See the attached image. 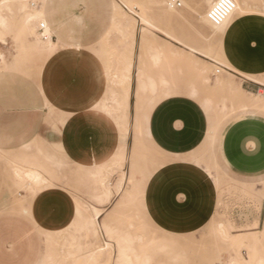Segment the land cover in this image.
Instances as JSON below:
<instances>
[{"label": "crops", "instance_id": "1", "mask_svg": "<svg viewBox=\"0 0 264 264\" xmlns=\"http://www.w3.org/2000/svg\"><path fill=\"white\" fill-rule=\"evenodd\" d=\"M47 2V15L56 22V33L62 42L67 45L77 43L82 51H87V56L68 47L59 50V58L48 71L46 67L44 69L39 101L31 99L30 105L26 101L25 107L15 108V115L22 114L23 119L12 118L11 108L0 113V148L16 153L22 150L20 145L31 141L42 152L38 153L39 166L27 167L37 168L46 178L38 184H52L43 188L33 187L29 182L16 194L0 161V264L37 263L44 247V231L58 227L64 211L72 214V197L64 192L58 181V178L64 181V161L75 167V217L81 198L79 190L86 189L95 199L96 176L89 172L102 164H110L117 155L121 128L125 130L124 165H109V169L119 171L122 167L125 180L119 193L111 190L107 204L91 205L101 208L96 221L99 226L125 193L124 185L131 171L134 127L139 142L140 130L144 133L152 160L151 173L142 189L132 191L129 200L132 203L138 200L137 208L162 231L185 233L207 224L215 216L219 199L216 178L221 181L222 176H226L233 181L246 182L264 175V109L247 106L248 110L258 113L239 114L217 127L210 136L217 145L212 150L213 160H210L200 153L208 128L207 113L197 96L188 92L195 88L201 93L199 89L206 85L210 63L223 71L224 78L233 75L244 90L264 94V22L258 24L256 33L243 32L235 35L233 41L227 40L224 56L234 67L231 68L213 59L212 54L216 51L212 50L210 56L204 53L206 49L202 43L195 44L196 49L181 45L177 41L180 32L175 31L172 35L171 26L168 35L153 31L155 37L147 39L168 42L173 47L142 49V23L138 15L134 16L136 30L129 42L109 20L111 0ZM83 8L85 10L81 12ZM122 8L128 13L125 6ZM198 36L186 33L187 39ZM51 37L57 39L55 33H51ZM256 38L261 41L262 48L252 42ZM238 41H247L252 47L247 51L240 50ZM219 49L216 55L221 59L223 54ZM125 57L129 58L132 77L127 97L117 105L106 72L107 66L113 71ZM141 61L150 67L154 77L167 74L169 81L180 88L159 99L145 119L146 101L138 112L135 104V76ZM101 71H105L103 75ZM46 82L49 92L40 90ZM214 86L218 89L214 82L206 85ZM48 152L53 154L50 162L42 155ZM48 168L50 174H47ZM261 183H264V177ZM253 220L257 221V226L252 229L263 226L264 199ZM150 260L148 254H144L139 257V264H149Z\"/></svg>", "mask_w": 264, "mask_h": 264}, {"label": "rangeland", "instance_id": "2", "mask_svg": "<svg viewBox=\"0 0 264 264\" xmlns=\"http://www.w3.org/2000/svg\"><path fill=\"white\" fill-rule=\"evenodd\" d=\"M31 1H34L35 3L38 2V0H26L25 2L29 5ZM128 1L129 2H127V4L124 0L116 1L121 7L123 5L127 8L128 13L122 8V18H124V16L135 18L134 16L138 15L142 23V27H147L152 32L160 31L161 33L167 35L168 28L171 26L172 35L175 31L180 32V38H178L177 41L181 45L188 47L187 42H193V44H209L212 50L216 51L213 54L210 52L213 59L221 62L216 55L218 49V32L211 30V28L204 24L202 19L198 16V12H201L206 7V0H179L181 2V6L173 8L168 6L166 3H163V7H161L150 1ZM249 2L253 5H264V0H249ZM47 3V0H45L46 15L48 9ZM83 10L85 9H81V12ZM3 13L7 14L8 11L4 9ZM165 14L167 15L165 16ZM250 18L252 22L250 23L251 26L248 27V29L253 27V30L240 31L236 34L234 33L227 40L230 39L231 42L234 40L233 37L235 35H240V33L243 32L256 33L258 31V24L263 23L264 21L254 14H251ZM10 20L13 27H17L18 17L14 16V18H11ZM54 23L56 27L57 24L55 21ZM186 33L187 35L193 33L199 35L202 33L204 38L198 36V38L195 39H187ZM149 36L155 37L154 32L153 34L150 33ZM227 40H223L225 50H227ZM252 42H254L255 46H260V48H262L260 44L261 41L258 38ZM163 43L164 42L160 40L152 41L151 39H147L146 46L141 48L146 49L150 44L152 46L161 45ZM238 43L240 50L242 49L247 51L252 47L247 41H238ZM75 44L67 45L61 41L56 47L57 51L55 50L53 54L48 56L44 54V56L42 53L38 54L32 49H27L21 32L16 31L10 34H4L2 39H0V53L2 54V57L0 58V113H3L6 108H11L13 109L12 118L16 116L15 118L22 120V114L15 115V108L21 109L25 107L26 101H28V103L31 99L37 101V99L41 97L42 94L39 91V87L44 78V69L46 67V71H48V68L59 58V50L68 47L75 49V51H78L82 55L87 56V51H82L79 46L76 48ZM219 45L221 46V48L219 47L220 50H222V44ZM151 58L152 57L149 59ZM222 59L223 58L221 57V60ZM3 63L6 64L7 67H3ZM140 64L139 68L141 78L145 87L143 91H139V94L143 97V100L146 101V104H144L145 119L147 113L159 99L165 95L175 92L176 90H179L180 88L169 81L167 74L154 77L149 66H146L142 61ZM217 68L219 67L210 63L208 64V79H206V85L209 82L213 83L217 76L223 77L221 74L223 71L216 72ZM149 77L154 79V91H152L149 86ZM160 78H163V81H160ZM225 79H228L231 82V85H233L235 81L239 82V80H237L233 75L228 76V78ZM206 85L202 89H199L201 93H198V90L195 88L188 89V92L197 96L201 105L204 104V109L208 118V128L205 139L201 144L200 153L204 154L206 158L213 160L212 150H214L217 145L210 136L216 132L217 127L221 124H225L239 114L258 112L251 109L248 110L247 107L239 106V100L241 99L242 94L237 89L233 88L228 94L223 89L206 87ZM40 90L49 92L47 82L44 84V89L42 87ZM222 101L226 104L224 109L219 108L221 107ZM28 105H30V103ZM140 133L141 149L139 150L134 165L137 171L136 174L138 175H142V173L145 174V170L150 168L152 160L149 158L151 157V150L148 147L145 135L142 130H140ZM20 148H22V150L16 151V153H14L15 150H8L4 152V149L0 148V155L2 157V164L4 165L5 173L13 183L16 194L18 189H23L25 183L18 181L17 177L13 173V168L16 165L23 166L24 168H29L27 167L28 165L39 166L38 153L42 152L40 149L38 151L31 141L23 143L20 145ZM42 155L44 158L46 157L45 160L48 162L53 160L52 153H42ZM106 165H108V163L102 164L95 168V170L89 172L91 175L96 176L95 180L97 182L94 190H98L100 188L101 183L99 182V179L103 176L106 178V183L109 188H111L110 190L116 193L119 191L116 188V184L118 182L124 183L125 173L123 172L122 167L119 168V171L112 169L108 172V174L103 172L101 173L100 171H104ZM47 170V174H50L49 168ZM63 170L64 172L62 176L64 181L59 178L58 181L60 182V187L64 189V192L69 193L70 197H72L71 201L73 205L72 214L68 215V212L64 211L61 224L56 227L63 229L58 235L60 242L64 244V247L60 251L58 250V253L60 254L58 257L60 261L59 264H82L85 260L83 252H85L88 248V245L92 242L91 239L93 238L88 231L83 228L82 223L78 222L79 219H76L75 226L65 229L67 221H69L74 215L75 167H71L70 163L64 161ZM147 171H151V169ZM218 175L219 174L217 173V177ZM263 177L264 175L252 181L237 182L227 178L226 176H222L219 183V199L217 201L215 216H213V218L201 228L185 233L167 232L159 229L153 222L149 221L142 210L137 208L138 200H133V203L130 200L125 201L122 206H120V204H118L119 202H117L113 210H111L107 216V219L105 221L104 219L101 220L100 226L97 222H95L98 229L99 243L105 244V242L109 241L111 245H108V250L104 254L102 260H100L101 262H90L88 264H115L116 262V248L114 244L115 238L108 237L106 235L103 228L104 223H106L111 229L115 230V232H123L127 230L131 231L133 234H140V241L134 238L133 241H130V243L133 248L141 249L139 254L141 258L144 257V254H148L151 259L149 264H228L226 253L225 251H222L225 245L223 243L225 242L222 239H219L216 234L217 222H221L228 234L234 237H243L248 234V231L258 230L257 228L252 229L251 223L253 222L254 216L256 214L258 215L261 201L264 199V195L261 191V182ZM29 182L33 187L38 185L43 188H47L52 185L44 182L42 184H37L31 181ZM144 182L145 180L141 182L140 190L142 189ZM123 183L121 187L123 186ZM130 187L131 180L128 178L124 185V191L126 192L130 189ZM79 192L81 198L77 202V206L80 208L82 214L90 216L89 206L96 204L97 202L91 197V194L86 189H81ZM66 205L67 204H65V207ZM49 230L51 229L49 228L45 230L43 236L45 232ZM43 244L44 247L42 248L41 256L46 246L44 237ZM218 251L221 252V260H217ZM240 253L243 257L248 256V251L245 248H243ZM35 264H38V262Z\"/></svg>", "mask_w": 264, "mask_h": 264}, {"label": "bare ground", "instance_id": "3", "mask_svg": "<svg viewBox=\"0 0 264 264\" xmlns=\"http://www.w3.org/2000/svg\"><path fill=\"white\" fill-rule=\"evenodd\" d=\"M25 1L26 0H0V39H2L3 35L6 33L10 34L19 31L23 35L27 49H32L35 51V53L37 52L38 54L39 53H42L43 55L46 54V56L53 54L56 50L58 43H60L62 40L59 34L56 33V27L54 21L51 20L46 15L45 0H38L37 3L31 1L29 5H27ZM143 1L154 2L161 7H163L162 5L163 3H165L163 0H143ZM213 1L214 0H206V7L201 12H198V16L202 19L204 24H206L209 28H211V30L218 32V48L219 47L221 48L219 44H223V40L224 41L227 40L233 33L253 30L252 29L253 27L248 29V27L251 26L250 23L252 22L250 18L251 14L258 16L261 20L264 21V5H259V4L253 5L250 4L249 0H235V8L228 15V17L221 24L213 25L206 16V12ZM124 2L127 4V2L129 1L124 0ZM110 7L111 9H109L110 10L109 20L111 21L113 27L123 37L127 38L129 42H131L133 40L134 31L136 30L135 29L136 19L125 16L124 18H122L121 17V15H123L122 7L116 1L111 0ZM4 9L8 11L7 14L3 13ZM166 15L167 14H165V16ZM14 16L18 17L17 27H13L12 22L10 20L11 18H14ZM144 21L146 22L145 19ZM40 24H44V29L42 32L39 31ZM51 33H55L57 35L56 40H52ZM150 33L153 34L149 28L142 27L141 47L146 46V40L149 37ZM43 35H47V38L43 39L42 37ZM199 36L201 38H204L203 34H199ZM202 45L206 49V52L204 53L210 56L211 55L210 52H212L211 46L209 44L205 45L203 43ZM161 46L173 47L168 42L166 43L164 42L161 45L151 46L150 44L148 48H153V47L156 48ZM187 46L192 49L197 48L195 44H193V42L190 43L187 42ZM75 47L77 48L78 45L75 44ZM220 51L223 54V59L221 60L220 57L217 58L222 63H226L229 67L234 68L229 62V60L226 59L224 56L226 52L224 48V44L222 50ZM110 55H111V50H109V56ZM1 57L2 54L0 53V58ZM3 67H7V65L3 63ZM104 72L105 71L103 72L101 71L100 74L103 75ZM229 76H231V74H229ZM247 76L251 77L250 75ZM106 77L109 83L111 94L113 96V100L116 102L117 105H121L122 101H124V99L127 97L128 84L130 77H132L130 76L129 58L128 57L123 58L121 62L114 68L113 71L110 70V66H107ZM135 77H136L135 104L138 112L144 102L143 97H141L139 94V91L140 90L143 91L145 87V84L143 83L141 78L140 68H138ZM148 81L151 90L154 91L153 86L155 84L152 78L149 77ZM160 81H163V78L160 79ZM215 84L217 85L218 89H223L228 94L233 88L237 89L242 94V97L239 100V106L242 107L256 106L264 109V94L262 91H260L257 94L248 92L247 90L241 88L239 82L235 81L233 85H231V82L228 79H225L224 77L222 78L220 76H217L216 79L214 80V85ZM225 107L226 104L222 101L221 107L219 108L224 109ZM124 132L125 130L121 128L119 152L113 158L110 164L106 165V167L104 166L105 169L104 171H100L101 173L103 172L105 174H108L110 170L109 168H111L109 167V165L121 166L123 164V160H124L123 146H124V138H125ZM140 149H141V145L137 138L136 128L134 127L133 146L130 154L131 171L129 178L131 180V187L123 194L118 204L128 201L132 196L131 194L132 191H139L141 182L143 180H146L148 175L151 173V171H147V173L145 174L142 173L140 178H138L139 176L136 177L137 171L134 168V165ZM0 161L2 162L1 155H0ZM13 173L17 177L18 181L23 182L25 184H29V181L37 184L42 181H46V178L41 175L40 171L33 167L24 168L23 166L16 165L13 168ZM99 182L101 183L100 184L101 186L98 190H95L94 198L97 203L104 206L109 202L112 192L110 190L111 188H109L108 184L106 183L105 177L102 176L99 179ZM215 183L216 185H218L220 183V180L216 178ZM121 185H122L121 182H118L116 184L117 190L121 189ZM261 191L264 195V183L261 185ZM100 211L101 208L92 206L91 208L92 213L89 216L87 214H82L80 208L76 206V217H75V208H74L73 217L66 223L65 229H69L72 226H75L76 219H79L78 222L82 223L83 228H85L93 238L91 239L92 242L88 245V248L85 250V252H83L85 256V260L83 261L82 264H88L90 262L98 263L100 260H102L104 254L107 252L109 247L108 245H111L109 241L105 242V244L99 243L98 229L95 222L97 220ZM251 226L252 227L257 226V221L253 220ZM103 228L108 237L115 238V242H114L116 248L115 264H133V263L139 264V257H140L139 254L141 249L133 248L131 246L132 244L130 243V241H133L134 238L140 241L141 239L140 234H133L131 233V231H127V230L123 232H115V230L111 229L106 223H104ZM62 230L63 229L60 228H54L45 232L44 242H46V246L42 253V256L38 260V264L60 263L58 258L60 254L58 253V250L60 251L64 247V244L60 242L58 235ZM247 233L248 234L243 237L230 236L228 232L224 229L221 222H217L216 234L219 239H222L225 242L223 243L225 245L222 251H225L226 253V259L228 260V264H264V223L260 229L254 231H248ZM243 248L247 249L248 251V256L246 257L241 256L240 251ZM218 252H217V260H221V256H222L221 252L220 251Z\"/></svg>", "mask_w": 264, "mask_h": 264}, {"label": "built area", "instance_id": "4", "mask_svg": "<svg viewBox=\"0 0 264 264\" xmlns=\"http://www.w3.org/2000/svg\"><path fill=\"white\" fill-rule=\"evenodd\" d=\"M167 5L171 7H180L181 2L179 0H163ZM235 8V0H214L210 7L206 12V16L208 20L213 25L221 24L228 15L234 10ZM44 24H40L39 31H43ZM43 39L47 38V35L42 36ZM216 72H220V68L216 70Z\"/></svg>", "mask_w": 264, "mask_h": 264}]
</instances>
